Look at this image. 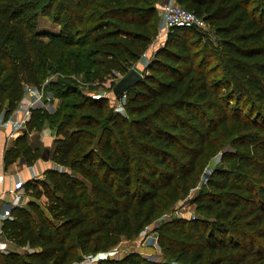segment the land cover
<instances>
[{"label": "trees", "instance_id": "trees-1", "mask_svg": "<svg viewBox=\"0 0 264 264\" xmlns=\"http://www.w3.org/2000/svg\"><path fill=\"white\" fill-rule=\"evenodd\" d=\"M176 2L212 27L220 71L206 69L207 59L194 63L200 38L187 35L194 27L176 26L143 80L115 97L125 95L124 115L110 111L107 96L49 81L61 103L52 115L32 113L27 128L54 127V167L24 182L29 198L2 224L17 249L0 253V264H73L131 239L188 194L225 144L227 165L208 173L193 199L205 217L169 219L157 227V243L177 264H264V19L256 14L264 0ZM154 12L153 0H0V114H12L25 85L39 87L56 71L86 63L98 85L126 74L157 33ZM45 18L60 30L40 29ZM223 127L235 135L224 139ZM42 152L24 133L4 162L22 154L31 165ZM106 264L160 263L130 253Z\"/></svg>", "mask_w": 264, "mask_h": 264}, {"label": "rangeland", "instance_id": "rangeland-1", "mask_svg": "<svg viewBox=\"0 0 264 264\" xmlns=\"http://www.w3.org/2000/svg\"><path fill=\"white\" fill-rule=\"evenodd\" d=\"M175 4H178L176 0H173ZM165 3V0H153V5L155 7V12L151 17V22L156 27L157 33L155 37L153 38L152 42L149 44L145 52L140 56V58L132 62L130 66L128 67V70L135 69L138 72H140L142 75H147V66L149 65L150 61L153 59L154 55L161 50L164 47L165 39L168 32H165L163 27V20H162V6ZM179 5V4H178ZM250 7H255V3L250 4ZM261 10V11H260ZM260 12H256L258 18L264 19V5H260ZM41 27L49 32H57L60 30L59 26H56L50 18H45L40 21V29ZM188 36H194V39L200 38V43L198 47L194 50V56L193 61L194 63H199L201 60L208 61V67L206 69H210L211 67L217 68L218 71H220V60L217 56V51H220L221 46L216 38L215 34L212 31V27L208 23L205 24V27L203 29H194L188 32ZM42 39L44 41L49 40V35H43ZM62 41V40H61ZM52 45H60L58 42H52ZM206 57V58H205ZM56 64V62H55ZM65 65H67L65 63ZM87 64H81L80 70L78 72H72V70H63V71H56L53 74H48L46 78L43 80V82L40 84V86H44L45 90L48 89V83L49 81H56L58 78L65 79L71 87L76 88L77 90L82 91L85 94H89L92 97H100V96H107L109 98V109L112 112H118L122 115H124V111H118L120 103L122 104L124 102L123 99H115V97L112 94V89L114 84L122 77L123 75L118 73H113V76L107 77L106 80L103 83H99V85L96 82H90L88 76L85 74V68ZM73 69V68H72ZM63 73V74H62ZM125 75V74H124ZM59 99V98H58ZM75 99V95L70 93L66 98L65 101L72 102ZM175 98H172V100ZM61 103V99L58 100L57 104ZM56 107V110L58 108ZM242 109L247 113V105L244 103H241ZM152 110H149L146 112L147 117H151ZM44 115V114H43ZM256 117V116H254ZM136 118L133 116H129L127 119V128L129 131H133L132 126L129 124L130 122H133ZM261 122V119L259 120ZM27 129V126H26ZM220 134H224V139H230L233 137L234 132H231L230 134H226L227 130L223 128H219ZM229 142V141H228ZM231 151V146L229 144H225L224 147L218 151L217 153H214L211 155L210 159L207 160L205 163L202 172L200 173L198 177L197 184L188 192L187 195L181 196L172 204V206H169L166 210L160 212L154 219L152 223L149 224L148 229V236H150L149 239L145 240L144 236L142 235V230L138 232L134 237L131 239H125L122 240L118 245H116V254L111 256L109 259H119L124 257L125 255H128L130 253H138L140 256L144 257L145 259L151 260L156 263L160 264H177L174 259L169 258L166 256L161 248L158 246L157 239H158V231L157 227L159 225L163 224L164 222L168 221L172 218H193L194 216L197 217H205V214L197 211L193 199L195 194L200 190L202 182L205 180V177L210 173L213 169L220 166H226V163H223L222 165V155L223 153ZM138 167H141L139 163H135L134 167V177H137L140 173V170L137 169ZM25 199H28L29 197L27 194H25ZM40 202H43L42 198ZM145 240V241H144ZM24 249H20V251H23ZM95 253H87L83 256L81 260H83L86 257L93 256ZM80 260V261H81ZM108 260V259H107ZM103 261L102 264H106V261ZM78 261V262H80ZM98 264V263H97Z\"/></svg>", "mask_w": 264, "mask_h": 264}, {"label": "crops", "instance_id": "crops-1", "mask_svg": "<svg viewBox=\"0 0 264 264\" xmlns=\"http://www.w3.org/2000/svg\"><path fill=\"white\" fill-rule=\"evenodd\" d=\"M50 94L52 96L51 100L34 109L32 113L38 112L41 115H52L55 113L59 99L51 92ZM21 100L22 98L17 105L21 104ZM19 117L20 109L17 106L11 115L7 118L3 117V119L0 120V199L5 201H10L9 190L13 187L16 179H20L23 182L33 179H42L45 172L54 167V163L51 159L45 161L40 157L35 160L33 164L28 165L26 164L22 154H20L14 162L5 164V151L14 147L16 139L24 133L28 146L32 150H39L40 152H42L45 148L50 150L52 148L53 141L58 138L54 127L45 122L39 128L32 127L31 129L27 128L25 130L18 129L17 121ZM42 200L44 201V198H42ZM23 201L24 203L26 202L25 197ZM0 244V246H4L6 250L5 252L17 249L9 240L6 239L2 231V226H0ZM0 253H4V251H0Z\"/></svg>", "mask_w": 264, "mask_h": 264}, {"label": "built area", "instance_id": "built-area-1", "mask_svg": "<svg viewBox=\"0 0 264 264\" xmlns=\"http://www.w3.org/2000/svg\"><path fill=\"white\" fill-rule=\"evenodd\" d=\"M162 20L163 29L165 32L171 27L176 26H187L194 27L195 29H203L206 22L194 15L192 12L186 10L184 7L175 4L173 0H165L162 6ZM52 96L49 90H45L44 86H32L25 85L23 88V95L21 104L17 105L20 109V117L17 121L18 129L25 130L28 121L30 120L31 113L34 109L38 108L40 105L45 104L51 100ZM97 98V97H95ZM125 95L122 94L121 99L124 100ZM123 103L119 105L118 111L123 110ZM3 119V113L0 114V120ZM10 201H5L0 199V226H2L3 221L11 219V209L13 207H21L24 204V182L20 179H16L13 187L9 190ZM149 224L145 225L142 230V235L145 240L149 239L148 236ZM144 240V241H145ZM1 245V244H0ZM0 251H6L4 246H0ZM116 247H113L106 251H101L95 253L93 256L86 257L77 264H102L103 261L109 259L111 256L116 254Z\"/></svg>", "mask_w": 264, "mask_h": 264}, {"label": "water", "instance_id": "water-1", "mask_svg": "<svg viewBox=\"0 0 264 264\" xmlns=\"http://www.w3.org/2000/svg\"><path fill=\"white\" fill-rule=\"evenodd\" d=\"M143 80V75L135 69L129 70L125 75L114 84L112 94L114 97L120 93H124L129 88L134 87ZM42 160H49V149L45 148L41 154ZM77 264V263H73Z\"/></svg>", "mask_w": 264, "mask_h": 264}]
</instances>
